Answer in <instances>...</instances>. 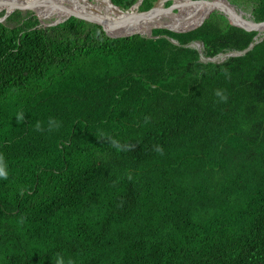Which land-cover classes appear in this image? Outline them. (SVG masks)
I'll use <instances>...</instances> for the list:
<instances>
[{
	"label": "trees",
	"instance_id": "trees-1",
	"mask_svg": "<svg viewBox=\"0 0 264 264\" xmlns=\"http://www.w3.org/2000/svg\"><path fill=\"white\" fill-rule=\"evenodd\" d=\"M196 24L148 39L78 14L0 23V264H264V39L202 62L186 45L215 57L257 32L217 11Z\"/></svg>",
	"mask_w": 264,
	"mask_h": 264
},
{
	"label": "water",
	"instance_id": "water-1",
	"mask_svg": "<svg viewBox=\"0 0 264 264\" xmlns=\"http://www.w3.org/2000/svg\"><path fill=\"white\" fill-rule=\"evenodd\" d=\"M107 1L110 6L117 11V17L113 15H105L101 11L96 10L94 8L95 4L92 0H85V3H87V5H91V7L84 5L81 0H0V13L6 11V14L0 17V23L4 22L17 9H21L23 11L30 10L38 17L40 22H42L41 19H45V17L40 15L38 6L45 5L48 7L47 9L53 10L55 7L68 4L73 7L75 6V10H69L63 19L60 18L61 20L59 19L57 22L47 26H56L65 22L73 15L78 14L101 26L108 37L124 38L140 35L141 37L152 39L161 38L154 37V29H183L193 27L191 25H194L195 23H197L196 25H199L204 20L209 18L213 12L219 11L225 16L231 26L249 32H257L254 42L251 43L247 49L244 51H232L234 54L230 57L245 55L256 44L264 39V22H257L253 18L251 20L245 19L243 14L241 15L237 11V8L228 0H202L199 2L195 0H157L154 6L143 15L139 13V7L144 0H138L137 3L129 10L121 9L120 7L114 5L111 0ZM169 2H171V5L166 7V4ZM201 10H206V13L199 17L198 13ZM198 17L199 19L195 21ZM117 30L122 31L116 32ZM261 35H263V37ZM162 37H165L172 43L179 45V43L174 39L167 36ZM198 44L202 45L203 52L199 47H197ZM186 47L196 49L200 53V60L202 62L221 64L230 58L228 57L226 60L217 63L215 62V58L224 53H220L215 57H206L204 55V43L201 41H194L189 45H186Z\"/></svg>",
	"mask_w": 264,
	"mask_h": 264
},
{
	"label": "bare ground",
	"instance_id": "bare-ground-1",
	"mask_svg": "<svg viewBox=\"0 0 264 264\" xmlns=\"http://www.w3.org/2000/svg\"><path fill=\"white\" fill-rule=\"evenodd\" d=\"M81 1L83 2L85 0H81ZM101 1L103 3L101 12L105 15H111L110 13H112L113 15L116 16L117 11H115L114 8L110 6L108 1L107 0H101ZM74 7L72 5L64 4V5H60L58 7H55L52 10V9H47L48 7L45 5H40V6H38V11L42 17H45V19L52 17L53 15H56V14L58 16V19H60V18H63L64 16H66V14L68 13L69 10L74 11L75 10ZM89 7H91V5ZM203 11L206 12V10H203ZM197 47H199L201 49V51L203 52V47L201 44H198ZM233 54L234 53H232V52L227 53V54H222V55L218 56L217 58H215V62L220 63V62L226 60L228 57H230Z\"/></svg>",
	"mask_w": 264,
	"mask_h": 264
},
{
	"label": "clouds",
	"instance_id": "clouds-1",
	"mask_svg": "<svg viewBox=\"0 0 264 264\" xmlns=\"http://www.w3.org/2000/svg\"><path fill=\"white\" fill-rule=\"evenodd\" d=\"M215 95L220 99L221 102H227V96L224 94L223 90H217L215 92ZM22 118V117H21ZM147 122V119H146ZM53 126L55 127H59L58 123L54 120V119H50L49 120V131H52ZM35 130L36 131H43V128L41 126V124L39 122H37L36 126H35ZM112 145L113 147L117 148V150H123L122 146L119 144L118 141L113 140L112 141ZM157 153L163 155V148L162 146L157 145L154 149ZM9 178V173L7 170V165L4 161V157L2 155H0V179L3 180H7ZM56 264H65L63 258L61 256H57L56 257ZM69 264H71V262H69Z\"/></svg>",
	"mask_w": 264,
	"mask_h": 264
},
{
	"label": "rangeland",
	"instance_id": "rangeland-1",
	"mask_svg": "<svg viewBox=\"0 0 264 264\" xmlns=\"http://www.w3.org/2000/svg\"><path fill=\"white\" fill-rule=\"evenodd\" d=\"M206 1V0H205ZM207 1H211V0H207ZM92 2L94 3V4H96L97 2H98V0L96 1V0H92ZM231 2H232V4L233 5H235L236 6V8H237V11L238 10H242L245 14L246 13H249V14H251V16H254V13H253V10H254V7H255V5H254V3H252V2H250V1H248V0H231ZM83 3H84V5H86V3H85V1H83ZM86 6H90V5H86ZM216 12V11H215ZM218 13H220V14H222L221 12H219V11H217ZM239 12V11H238ZM111 15H113L112 13H110ZM113 16H115V15H113ZM246 16V15H245ZM245 16H243L245 19H247ZM65 17V16H64ZM63 17V18H64ZM116 17H117V15H116ZM62 18V19H63ZM59 19H58V16H57V14L56 15H53L52 17H49V18H47V19H44V18H42L41 19V21L42 22H40L41 23V27H49V26H47V25H49V24H53V23H55V22H57ZM61 20V19H60ZM228 21V20H227ZM262 37H263V35H261Z\"/></svg>",
	"mask_w": 264,
	"mask_h": 264
},
{
	"label": "flooded vegetation",
	"instance_id": "flooded-vegetation-1",
	"mask_svg": "<svg viewBox=\"0 0 264 264\" xmlns=\"http://www.w3.org/2000/svg\"><path fill=\"white\" fill-rule=\"evenodd\" d=\"M86 5H87V4H86ZM238 11H239V13H240L241 15H242V14H243V16L246 15L245 17H246L247 19H249V20L252 19L251 14H249V13H246V14H245L242 10H238Z\"/></svg>",
	"mask_w": 264,
	"mask_h": 264
}]
</instances>
